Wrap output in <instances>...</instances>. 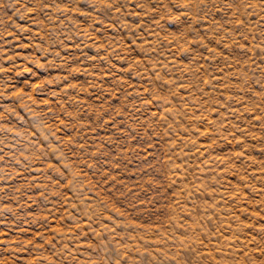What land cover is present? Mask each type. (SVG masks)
Returning <instances> with one entry per match:
<instances>
[{"label": "rangeland", "instance_id": "rangeland-1", "mask_svg": "<svg viewBox=\"0 0 264 264\" xmlns=\"http://www.w3.org/2000/svg\"><path fill=\"white\" fill-rule=\"evenodd\" d=\"M259 40L264 0H0V264H264Z\"/></svg>", "mask_w": 264, "mask_h": 264}, {"label": "bare ground", "instance_id": "bare-ground-1", "mask_svg": "<svg viewBox=\"0 0 264 264\" xmlns=\"http://www.w3.org/2000/svg\"><path fill=\"white\" fill-rule=\"evenodd\" d=\"M259 41H263V40H259ZM264 42V41H263ZM262 42V43H263ZM255 44H257V43H255ZM260 44V43H259ZM261 46H262V44H261ZM263 47V46H262ZM262 47L260 48V49H262ZM259 67H260V65H259ZM262 67H264L263 65H262ZM239 105V104H238ZM241 105V104H240ZM171 113V112H170ZM171 114H173V113H171Z\"/></svg>", "mask_w": 264, "mask_h": 264}]
</instances>
